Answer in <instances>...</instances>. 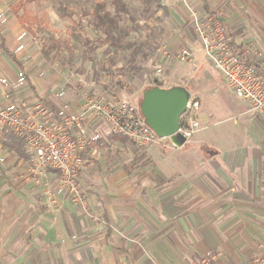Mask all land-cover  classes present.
I'll return each instance as SVG.
<instances>
[{"label": "crops", "instance_id": "1", "mask_svg": "<svg viewBox=\"0 0 264 264\" xmlns=\"http://www.w3.org/2000/svg\"><path fill=\"white\" fill-rule=\"evenodd\" d=\"M6 9V2L0 0V107L15 109L41 102L59 116L81 113L88 95L76 91L78 83H71L60 66H39L35 85L24 80L34 98L21 97L26 90L23 85L13 87L26 77L17 59L26 51L24 29L6 15ZM169 11L179 30L189 26L198 48L192 13L198 19L215 15L229 28L235 49L254 45L264 52V0H173ZM110 86V96L128 95L121 81ZM98 89V96H109ZM138 99L134 96L133 103L137 105ZM237 100L238 131L203 133L194 147H203L208 139L216 147L205 158L203 149L175 148L168 139L154 143L168 144L183 159L188 156L185 152L193 151V164L173 163L168 159L172 152L154 149L148 156L157 162L148 175L141 174L139 164L124 165L122 157L134 155H126L125 137L110 133L90 114L84 115L81 121L89 128L80 153V183L87 189L88 209L58 196L51 202L43 185L29 196L33 185L25 163L19 179L0 181V194L5 195L0 204L4 211L0 215L4 220L0 221V264H145L149 257L160 264H195L215 252L222 254L217 264L264 258V121L247 110L251 107L248 102ZM204 118L208 121L205 126L222 123L212 113L206 112ZM111 149L120 155L119 161L109 154ZM99 151L105 153L100 160L96 158ZM0 155L8 169L12 160L23 162L1 146ZM96 160L99 167L93 165ZM50 173L57 176L46 169L40 179H47ZM20 189H27L26 197L24 192L18 193ZM47 201L60 207L51 213ZM193 258L196 261L191 263Z\"/></svg>", "mask_w": 264, "mask_h": 264}, {"label": "rangeland", "instance_id": "2", "mask_svg": "<svg viewBox=\"0 0 264 264\" xmlns=\"http://www.w3.org/2000/svg\"><path fill=\"white\" fill-rule=\"evenodd\" d=\"M2 1L7 4L6 15L13 16L20 22L22 29H24L22 46L26 52L18 55L17 59L22 69H24V71L22 70V76L26 77H21L20 81L15 83V86L13 85L16 89L20 88V85L24 86L26 89L23 88L25 92H18V94L22 92L21 97L27 99L34 98L29 87L26 88L25 86L27 82L32 85L36 84L38 78L36 72L39 66L44 65L45 68L49 69L60 66L65 69L63 73L71 83H78L76 91L82 95H88L87 97L90 96L94 100L100 97L97 95L98 88L106 91L103 92L109 95L105 96L106 98H111L112 96L117 99L124 98L131 103H133L134 96L138 95L139 97L141 91L151 86L155 81L161 83L166 88L174 86L185 88L190 95L196 96L200 100L201 109L199 112V120L203 129L196 132L188 140L187 144H184L183 149H189L187 148L188 146H190V149H203V157L210 154L211 150L216 148L211 139H208L207 142L209 143L203 144V147H194L199 145L194 142L198 143L203 133L209 132L210 134L212 129L214 131L222 129L231 133L239 130V127L235 126L237 117L236 114L234 115L239 101L227 88L219 73L213 69L199 51L189 26L179 30L172 23L169 10L173 5V0L172 2L171 0H158L157 12L152 16L150 15L153 13L152 10L155 5H152V10L150 9V11L143 13V9L146 7L143 4L144 0H122L124 4L136 10L135 14L137 19H139V16L142 17L141 20H137L135 23L136 26L124 18L120 19L121 26L131 25L135 29L129 36L131 44L137 47L140 43H144L143 49H141L146 54V57L138 56L140 68L135 74L130 71V63L125 58V55H116L115 61L117 60V64L112 67L108 65V60L111 55L104 56V47L95 48L94 51L92 50L94 47H97L93 41L98 34L92 29L90 13L95 3L100 1L105 4V9L108 12L114 14L109 0ZM164 10L167 11V14L164 13ZM227 31L230 33L229 28H227ZM185 47L192 48L194 54L189 61L180 62L177 55ZM116 73H121V77L115 78ZM25 79H27V82L24 81ZM88 80L94 83L90 84ZM116 80L121 81V86L124 85L128 88L127 96L117 95L116 93L110 96L112 93H108L107 90L108 88L112 90L110 85L116 83ZM114 92H117V90ZM13 105L15 106L16 104ZM247 110L253 115H257L252 111L251 107ZM206 112L212 113L222 123L216 125L214 128L209 124L205 126L208 123L206 118H204ZM92 116L89 115L93 121L98 119L103 122L110 133H112L109 125L105 121L99 117ZM126 144L128 146L126 155L132 152H134V155L122 157L124 159V165L132 168L135 164H139L142 175H148L152 165L157 162V158L148 156L154 149L158 153H160L159 150H167V153L172 152V155L168 159L173 160V163L193 164L192 157L190 156V153L193 151L188 150L185 152V155L188 156H184L185 158L183 159V156L177 154L179 151L173 152L175 148H168V144H152L147 147H137L128 140ZM109 154L115 159L114 161L117 162L120 160V155H116L117 153L114 149H111ZM104 155V152L99 151L96 153V158L99 157L100 160ZM135 157L139 159H135ZM10 163L12 167L9 170L5 167L6 163L3 156L0 155V181L2 179L10 181V177L13 180L16 178L19 179L18 177L24 174L25 162L20 163L19 161L12 160ZM98 163L99 161L96 160L93 165L99 167ZM55 178L57 180V176L50 173L47 175V179H40V185H35L29 179L33 185L29 188V196L34 195L37 188H40L41 185L50 191H54L57 183V181L54 183ZM80 184L86 197H88L86 187H83L82 183ZM22 192L25 193L24 197H26L27 189H20L18 193L21 194ZM4 196V193L0 194V204ZM58 197L65 199L61 196ZM45 206L51 213L54 212L53 209L60 207L57 203L50 205L49 201L46 202ZM2 212L4 211L0 207V215ZM49 254L46 252V255ZM193 259L195 260L191 263L196 261V258ZM153 262L160 264L151 257L147 259L145 264Z\"/></svg>", "mask_w": 264, "mask_h": 264}, {"label": "built area", "instance_id": "3", "mask_svg": "<svg viewBox=\"0 0 264 264\" xmlns=\"http://www.w3.org/2000/svg\"><path fill=\"white\" fill-rule=\"evenodd\" d=\"M192 17L199 51L231 93L248 102L252 111L264 121V52L254 45L232 47L227 28L215 15L198 19L192 13ZM193 54L192 48L185 47L177 58L180 62H187ZM86 101L81 113L62 116L41 102L15 109L0 107V129H7L22 139L29 153L28 179L40 185V174L52 169L57 173V183L54 191L46 189L50 201L61 196L71 205L85 210L88 209L87 198L80 184L83 166L80 153L88 140V125L81 121L84 115L99 117L109 125L112 133L125 137L137 147L163 140L145 124L137 105L129 100L113 96H100L94 100L89 96ZM200 109V100L190 95L178 130L186 141L203 129L199 120ZM221 256L220 252L209 253L195 264H217ZM244 264H264V258L252 257Z\"/></svg>", "mask_w": 264, "mask_h": 264}, {"label": "trees", "instance_id": "4", "mask_svg": "<svg viewBox=\"0 0 264 264\" xmlns=\"http://www.w3.org/2000/svg\"><path fill=\"white\" fill-rule=\"evenodd\" d=\"M109 1L111 3V6L113 7L114 14L108 12L105 9V4L100 1L95 3L90 13V16L92 18V29L98 34L96 36V39H94L93 41L95 42L97 47H94L92 50L94 51L95 48L104 47V56L108 54L111 55V57H109L110 59L108 60L109 66H115L117 64V60L115 61L116 55H125V58H127L130 63V71L135 74L139 71L140 68L138 56L146 57V54L142 51L144 43H140L137 47L133 46L129 41V36L131 32L135 31V29H133L134 27H132L131 25L121 26L120 19L124 18L132 25L136 26L135 23L137 22V20H141L142 17L139 16V19H137V16L135 14L136 10L124 4L122 0ZM151 1L152 0L143 1V4L146 6L143 9V13L150 11V9L153 8L152 5H155L153 10L151 9L153 13H151L150 16L156 14V8L159 4L158 0H154V2L152 3ZM164 13L167 14V11L164 10ZM229 39L231 46L235 48V44L230 33ZM154 86L162 87V84L155 81L151 86L144 88L139 95L137 107L138 103L141 100L143 91ZM0 146L3 150L13 153L18 160H22L23 162L28 163L30 156L26 150L24 141L13 136L7 129H0Z\"/></svg>", "mask_w": 264, "mask_h": 264}, {"label": "water", "instance_id": "5", "mask_svg": "<svg viewBox=\"0 0 264 264\" xmlns=\"http://www.w3.org/2000/svg\"><path fill=\"white\" fill-rule=\"evenodd\" d=\"M189 96V92L181 86H154L143 91L138 103V111L145 124L158 138L168 139L175 148L187 142L178 130Z\"/></svg>", "mask_w": 264, "mask_h": 264}]
</instances>
